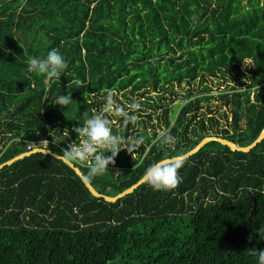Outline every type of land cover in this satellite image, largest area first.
I'll return each mask as SVG.
<instances>
[{
	"label": "trees",
	"instance_id": "trees-1",
	"mask_svg": "<svg viewBox=\"0 0 264 264\" xmlns=\"http://www.w3.org/2000/svg\"><path fill=\"white\" fill-rule=\"evenodd\" d=\"M52 49L69 64L60 79L27 72L29 57ZM109 89L122 106L141 104L135 125L110 117L114 133L144 140L100 177L88 176L91 160L74 162L103 194L118 195L210 134L252 144L264 129V0H0V165L32 143L62 155ZM68 93L67 108L54 103ZM177 163V188L145 182L116 202L94 196L51 154L5 166L0 264H259L264 140L249 152L210 141Z\"/></svg>",
	"mask_w": 264,
	"mask_h": 264
},
{
	"label": "clouds",
	"instance_id": "clouds-1",
	"mask_svg": "<svg viewBox=\"0 0 264 264\" xmlns=\"http://www.w3.org/2000/svg\"><path fill=\"white\" fill-rule=\"evenodd\" d=\"M68 67L67 59L59 51L52 49L45 58L29 57L27 72L43 75L48 79H60ZM73 83L77 88L84 87L81 80H74ZM54 103L67 108L73 103L72 94H61ZM140 108L141 104L135 100L127 107L122 106L115 99V92L111 89L107 90L101 110L98 113L93 112L91 117H87L85 113L83 124L74 129L78 133L79 143H71L63 151V158L70 162L81 163H87L91 160L88 176L96 178L105 175L109 172V165L115 164V158L122 149L126 148L129 153H133L144 140L143 136L129 139L114 133L113 121L110 117L122 118L125 126L135 125L137 117L130 113H135ZM54 133L57 131L50 130L52 136ZM162 139L169 146H173L177 142L176 137L170 133L165 134ZM108 153L111 154L107 155ZM179 168L180 165L177 162L162 159L146 169L145 180L155 191H171L182 183L183 178ZM253 252L257 251L253 250ZM258 261L259 264H264V250L258 251Z\"/></svg>",
	"mask_w": 264,
	"mask_h": 264
},
{
	"label": "water",
	"instance_id": "water-1",
	"mask_svg": "<svg viewBox=\"0 0 264 264\" xmlns=\"http://www.w3.org/2000/svg\"><path fill=\"white\" fill-rule=\"evenodd\" d=\"M264 140V129L261 132V134L258 136V138L250 145L248 146H240L237 143L221 137V136H207L205 137L198 145H196L192 150H190L189 152L180 155V156H176V157H172V158H166L170 161H174V162H180L182 160H185L189 157H191L192 155H194L195 153H197L199 150H201L208 142L210 141H218L224 145H228L233 151H244V152H249L251 151L254 147H256L259 143H261ZM37 152H42V153H46V154H51L53 156H55L56 158L62 159L64 162H66L70 167H72L77 174L82 178V180L84 181V183L86 184V186L89 188V190L91 191V193L99 198H104L107 201L110 202H116L122 198H124L125 196L133 193L138 187H140L142 184H144L146 182L145 180V176L142 177L137 183L133 184L131 187H129L128 189L124 190L123 192L119 193L116 196H111V195H106L101 193L100 191H98L93 184L89 181V179L83 174L82 170L74 163V162H70L67 161L63 158V156L61 154L55 153L50 149H47L45 147H36L32 150H29L27 152H24L6 162H4L3 164L0 165V169L4 168L5 166L8 165H12L13 163H15L16 161L25 158L26 156H30L34 153ZM252 196V211H251V216H250V225L253 224V216L256 214V209H257V201L256 198L253 196L252 192L250 193Z\"/></svg>",
	"mask_w": 264,
	"mask_h": 264
},
{
	"label": "rangeland",
	"instance_id": "rangeland-1",
	"mask_svg": "<svg viewBox=\"0 0 264 264\" xmlns=\"http://www.w3.org/2000/svg\"><path fill=\"white\" fill-rule=\"evenodd\" d=\"M213 85H214V89H215V90H214V93L217 94V93L219 92V90H220V89L217 88V87H218V84H217L216 82H214ZM193 86H194V87H197V86H198V82L194 83ZM185 87H188V85H185ZM199 88H200V86H199ZM179 89H180V94H178V95H173V99H174V102H173L174 104H173V105H174V106H175V105H176V106L179 105V107H180V106L183 104L184 99H183V97L181 96V95H183V93L181 92L182 89H181V88H179ZM156 94H157V93H156L155 91L152 92V95H156ZM128 103L130 104L131 102H128ZM127 105H128V104H127ZM179 107H178V108H179ZM217 112H218V113H217L218 115H221V114L224 112V107H221V108L217 109ZM224 123H225V121H224ZM224 126H225V125H224ZM217 127H218V128H221L222 126H221V125H220V126H216L215 128L218 129ZM163 133H164V130L162 131V134H163ZM214 135H215V136H221V137H223V135H218V134H215V133H213V135L210 134V135H208V136H214Z\"/></svg>",
	"mask_w": 264,
	"mask_h": 264
},
{
	"label": "built area",
	"instance_id": "built-area-1",
	"mask_svg": "<svg viewBox=\"0 0 264 264\" xmlns=\"http://www.w3.org/2000/svg\"><path fill=\"white\" fill-rule=\"evenodd\" d=\"M33 145H34V143H32V144H29L28 145V149H33L32 147H33Z\"/></svg>",
	"mask_w": 264,
	"mask_h": 264
}]
</instances>
